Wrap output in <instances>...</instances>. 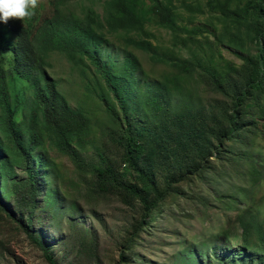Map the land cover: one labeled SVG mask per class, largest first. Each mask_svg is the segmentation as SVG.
<instances>
[{"label":"rangeland","instance_id":"374dc122","mask_svg":"<svg viewBox=\"0 0 264 264\" xmlns=\"http://www.w3.org/2000/svg\"><path fill=\"white\" fill-rule=\"evenodd\" d=\"M103 1L68 3L93 4L101 15ZM182 1L172 0L178 13L177 23L182 27L176 33L153 21L145 28L154 51L162 57L174 55L192 61L187 68L178 70L166 62H157L149 53L126 42V38H136L133 32H107V37L112 45L110 54L118 60L122 59L121 50L134 55L140 84L162 82L171 101H183V109L191 107L205 114L198 123L212 145L201 158L188 154L198 168L193 163L183 179L173 182L171 192L153 209L148 224L140 225L144 209L137 200L132 199L128 205L121 200L120 190L109 192L106 185H97L95 166L111 162L117 170L123 165L124 150L115 140L123 133L110 119L106 101L97 97L94 90L86 89L88 85L98 91L93 66L89 65L81 75L64 55L53 52L47 73L57 80L67 103L82 110L86 119L81 123L86 134L77 147L82 164H75L55 145L46 143L45 155L53 165L37 171L38 186L43 191L36 197L37 207L29 225L24 222L25 214L13 211L14 196L5 197L0 188V264H50L43 248L28 232L42 241L57 264H222V257L235 264H241V258L245 264L250 261L245 255L256 247L251 245L245 252L240 251L243 244L236 217L252 200L249 213L254 210L261 219L264 215V130L251 126L240 132V139L237 136L227 140L224 117L239 80L233 69L244 66L245 58L257 52L255 39L248 38L244 31L250 28L248 20L253 22L251 8L247 13L244 9L248 1L256 0H185L191 3V9ZM230 3L242 7L240 15L224 13L230 10L224 4ZM52 11L51 0H38L32 15L35 20L26 24L28 31H33ZM101 57L109 61L105 52ZM102 95L112 102L105 88ZM176 111L183 113L181 109ZM140 139L146 155L152 143L145 132ZM33 160L39 167L40 159ZM165 164L153 172L166 174ZM25 175L19 164L13 167L12 174L2 175L0 184L13 179L23 183ZM158 184L161 189L165 187L162 178Z\"/></svg>","mask_w":264,"mask_h":264},{"label":"trees","instance_id":"16d2710c","mask_svg":"<svg viewBox=\"0 0 264 264\" xmlns=\"http://www.w3.org/2000/svg\"><path fill=\"white\" fill-rule=\"evenodd\" d=\"M51 1V15L43 18L31 32L26 24L34 22L33 16L18 23L12 19L0 23V178L3 174L5 177L12 174L13 167L19 164L26 173L23 183L13 179L6 185L0 184V188L5 197L14 196L13 211L25 214L24 222L29 225L31 213L37 207L36 197L43 191L38 186L37 171L53 165L45 155L46 143L55 145L75 164L80 163L77 147L86 134L81 124L86 122L84 113L67 103L57 87V80L47 73L50 54L58 52L81 75L89 65L93 66L98 76L93 80L98 91L88 85L86 89L94 90L97 97L106 101L110 119L123 133L115 139L124 150L123 165L117 170L111 162L95 166L97 185H106L109 192L120 190L121 200L128 205L132 199L137 200L144 209L139 223L146 225L153 209L171 192L172 183L183 179L196 162L188 154L203 157L212 145L211 138L204 136L205 131L200 129L198 118L205 115L201 110L183 109V101H171L162 82L152 80L140 84L139 64L131 52L121 50V60L110 54L112 45L107 32H133L136 38H126V42L149 53L157 62H166L178 70L187 68L192 61L174 55L162 57L154 51L145 28L153 21L176 33L182 28L177 23L176 7L172 0H104L100 15L93 4L72 6L68 0ZM181 4L191 9V3L183 0ZM224 5L230 9L225 14L232 11V16L240 15L242 7L232 6V3ZM248 7L253 22L248 20L250 28L244 31L248 38L255 39L257 52L245 58L244 66L233 69L239 80L233 87L232 104L227 106L224 117L228 125L224 137L227 140L239 137L240 132L245 128L250 130L251 126L258 125L264 130V0L248 1L244 13L248 12ZM103 52L109 56L108 62L101 57ZM218 87L224 91L220 85ZM104 88L111 94V103L102 95ZM176 109L183 113L178 114ZM143 132L153 146L146 155L140 139ZM36 157L40 159L39 167L33 160L36 161ZM164 164L166 174L153 172ZM195 164L192 166L197 169ZM160 178L165 182L162 189L158 184ZM23 188L26 190L22 191ZM248 198L250 201L251 196ZM253 205L254 200L236 217L243 244L240 251L245 252L254 245L256 249L245 255L250 257L247 264H264V215L261 219L254 210L249 213ZM28 233L43 248L48 262L57 264L42 241ZM224 260L222 257L219 261L236 263ZM241 261L245 264L243 258Z\"/></svg>","mask_w":264,"mask_h":264},{"label":"clouds","instance_id":"9594fccd","mask_svg":"<svg viewBox=\"0 0 264 264\" xmlns=\"http://www.w3.org/2000/svg\"><path fill=\"white\" fill-rule=\"evenodd\" d=\"M38 0H0V23L24 20L33 15Z\"/></svg>","mask_w":264,"mask_h":264}]
</instances>
